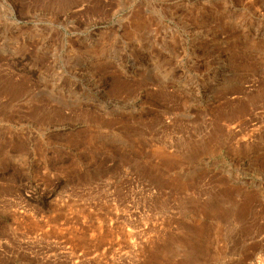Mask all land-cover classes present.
<instances>
[{
  "label": "rangeland",
  "instance_id": "obj_1",
  "mask_svg": "<svg viewBox=\"0 0 264 264\" xmlns=\"http://www.w3.org/2000/svg\"><path fill=\"white\" fill-rule=\"evenodd\" d=\"M263 246L264 0H0V264Z\"/></svg>",
  "mask_w": 264,
  "mask_h": 264
},
{
  "label": "bare ground",
  "instance_id": "obj_2",
  "mask_svg": "<svg viewBox=\"0 0 264 264\" xmlns=\"http://www.w3.org/2000/svg\"><path fill=\"white\" fill-rule=\"evenodd\" d=\"M115 86H123V85H122V84H115ZM263 247H264V246H263ZM263 247H261V248H263ZM259 248H260V247H259ZM261 248H260V249H261ZM258 250H259V249H258ZM263 250H264V249H263ZM257 252H258V251H257ZM255 253H256V252H255ZM258 254H259V253H258ZM255 255H256V254H255ZM253 256H254V255H253ZM258 257H259V256H258ZM258 259H259V258H258ZM258 259H257V260H258ZM252 260H253V259H252ZM256 262H257V261H256Z\"/></svg>",
  "mask_w": 264,
  "mask_h": 264
}]
</instances>
